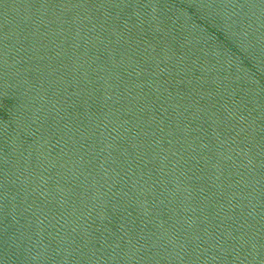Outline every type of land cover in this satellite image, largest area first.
Returning <instances> with one entry per match:
<instances>
[{
    "label": "water",
    "instance_id": "1",
    "mask_svg": "<svg viewBox=\"0 0 264 264\" xmlns=\"http://www.w3.org/2000/svg\"><path fill=\"white\" fill-rule=\"evenodd\" d=\"M0 264H264V0H0Z\"/></svg>",
    "mask_w": 264,
    "mask_h": 264
}]
</instances>
